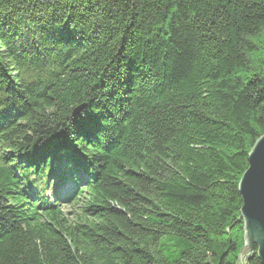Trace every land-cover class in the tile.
Wrapping results in <instances>:
<instances>
[{"label": "trees", "instance_id": "16d2710c", "mask_svg": "<svg viewBox=\"0 0 264 264\" xmlns=\"http://www.w3.org/2000/svg\"><path fill=\"white\" fill-rule=\"evenodd\" d=\"M262 136L264 0H0V264H243Z\"/></svg>", "mask_w": 264, "mask_h": 264}, {"label": "water", "instance_id": "95a60500", "mask_svg": "<svg viewBox=\"0 0 264 264\" xmlns=\"http://www.w3.org/2000/svg\"><path fill=\"white\" fill-rule=\"evenodd\" d=\"M80 108H76L77 112ZM264 136L260 137L249 154V166L239 181V192L242 195L241 216L244 219L245 245L240 259L246 264L257 247L261 263L264 264V170L252 171L253 156H258ZM251 173V174H250Z\"/></svg>", "mask_w": 264, "mask_h": 264}, {"label": "snow or ice", "instance_id": "6c2138e0", "mask_svg": "<svg viewBox=\"0 0 264 264\" xmlns=\"http://www.w3.org/2000/svg\"><path fill=\"white\" fill-rule=\"evenodd\" d=\"M251 167L253 172H255L257 168L264 170V141H262V148L258 149V156H253Z\"/></svg>", "mask_w": 264, "mask_h": 264}, {"label": "bare ground", "instance_id": "6f19581e", "mask_svg": "<svg viewBox=\"0 0 264 264\" xmlns=\"http://www.w3.org/2000/svg\"><path fill=\"white\" fill-rule=\"evenodd\" d=\"M56 172H57V169L55 168V169L52 170L51 172L42 175L39 179H40L42 182H44L45 179H48L51 175L55 174Z\"/></svg>", "mask_w": 264, "mask_h": 264}]
</instances>
